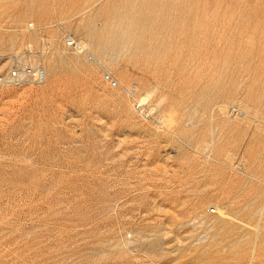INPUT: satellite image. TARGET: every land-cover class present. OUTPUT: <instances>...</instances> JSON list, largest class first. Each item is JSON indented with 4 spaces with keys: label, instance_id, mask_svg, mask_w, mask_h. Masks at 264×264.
<instances>
[{
    "label": "rangeland",
    "instance_id": "obj_1",
    "mask_svg": "<svg viewBox=\"0 0 264 264\" xmlns=\"http://www.w3.org/2000/svg\"><path fill=\"white\" fill-rule=\"evenodd\" d=\"M14 60L0 264H264V0H0Z\"/></svg>",
    "mask_w": 264,
    "mask_h": 264
},
{
    "label": "built area",
    "instance_id": "obj_2",
    "mask_svg": "<svg viewBox=\"0 0 264 264\" xmlns=\"http://www.w3.org/2000/svg\"><path fill=\"white\" fill-rule=\"evenodd\" d=\"M65 48L72 54L77 56L92 57L87 53V50L82 46L81 42L70 34L63 37ZM46 71L41 65L27 66L20 64L17 60L12 61L5 71L0 74V85L11 88L38 87L45 83ZM103 81L111 88H116L118 83L110 74L103 75ZM137 113L144 119L149 117V114L142 106H136ZM240 111L237 108L230 109L231 116H238Z\"/></svg>",
    "mask_w": 264,
    "mask_h": 264
},
{
    "label": "bare ground",
    "instance_id": "obj_3",
    "mask_svg": "<svg viewBox=\"0 0 264 264\" xmlns=\"http://www.w3.org/2000/svg\"><path fill=\"white\" fill-rule=\"evenodd\" d=\"M85 49H86V48H85ZM86 50H87V49H86ZM87 53H89L88 50H87ZM86 58H88V57H86ZM143 101H144V99L142 100V102H143Z\"/></svg>",
    "mask_w": 264,
    "mask_h": 264
}]
</instances>
